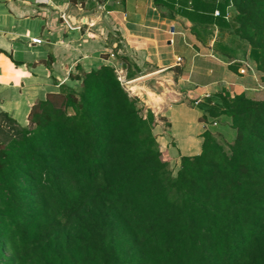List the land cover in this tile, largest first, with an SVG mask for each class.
I'll return each instance as SVG.
<instances>
[{
	"label": "trees",
	"instance_id": "1",
	"mask_svg": "<svg viewBox=\"0 0 264 264\" xmlns=\"http://www.w3.org/2000/svg\"><path fill=\"white\" fill-rule=\"evenodd\" d=\"M232 1L231 20L226 4L215 17L207 0H156L204 27L228 24L264 80V0ZM123 61L128 77L140 71ZM80 79L39 99L27 126L0 113V247L6 237L20 257L19 245L27 252L74 222V256L94 264H264V99L219 94L212 114L230 119L234 137L204 132L201 152L172 174L155 114L116 69Z\"/></svg>",
	"mask_w": 264,
	"mask_h": 264
},
{
	"label": "crops",
	"instance_id": "2",
	"mask_svg": "<svg viewBox=\"0 0 264 264\" xmlns=\"http://www.w3.org/2000/svg\"><path fill=\"white\" fill-rule=\"evenodd\" d=\"M204 26L156 0H0V113L27 126L39 99L109 65L155 114L163 153L178 166L201 152L204 132L226 129H216V119L223 116L234 137L230 119L212 114L222 110L219 94L249 95L241 61L215 47L224 32ZM123 57L140 68L135 76Z\"/></svg>",
	"mask_w": 264,
	"mask_h": 264
},
{
	"label": "rangeland",
	"instance_id": "3",
	"mask_svg": "<svg viewBox=\"0 0 264 264\" xmlns=\"http://www.w3.org/2000/svg\"><path fill=\"white\" fill-rule=\"evenodd\" d=\"M190 1V0H189ZM208 2H212L214 4L215 9L213 10L215 17H220L222 15L221 5L226 4L225 7V14L227 19H231L233 15H235V8L233 5L232 0H207ZM95 6L89 5V9L93 11ZM218 12L216 15L215 13ZM231 22V21H230ZM202 27V26H201ZM209 30L212 35L216 32L223 31L224 36L223 40L224 44L228 46L229 49L233 48L234 55L231 56L233 59H239L241 62H237L241 65V70L237 73L241 76L246 77L247 79L250 78L251 82L246 83V87H249L248 93L250 96L257 98V99H264V80L263 73L259 72L256 67V62L254 61L253 57L250 55V45L246 41H242L237 35L233 33L232 28L227 24L226 26L220 25H209ZM215 32H214V31ZM233 35V36H232ZM116 37V36H112ZM222 49H225L222 47ZM226 60V59H225ZM119 77L123 79L122 74L119 72ZM121 79V80H122ZM125 84V82L122 80ZM126 88V87H125ZM80 89V88H78ZM127 89V88H126ZM239 90H244L243 86ZM241 93V92H240ZM239 94V93H238ZM146 113V110H145ZM221 118L216 119L218 127L216 129L225 127L224 131L219 130L217 138L224 143L225 140L229 137V127L228 123ZM231 126V125H230ZM228 127V128H227ZM156 128V126H155ZM154 128V134L156 136V140L158 141L159 148L162 152V158L164 161H168L171 165L169 166V171L172 174L177 172V164L175 162L170 161L171 159L166 156V153H163L162 146L159 142L161 136L164 135L165 129L163 126L157 127L156 130ZM230 131H233L232 128ZM234 134V133H233ZM216 136V133H215ZM76 227L74 222L69 224L68 226H64L56 231H54L51 235L47 238L43 239L40 242H36L32 249H29L27 252L24 250V247L19 245V255H15L11 250V245L8 239L4 238V243L0 247V264H94L91 263L86 258L80 256V254H76L74 256V243H78L74 241ZM140 256H137V260ZM77 260L78 262H75ZM128 264H139L134 263L132 261L126 262ZM98 264H105V262L101 261Z\"/></svg>",
	"mask_w": 264,
	"mask_h": 264
},
{
	"label": "built area",
	"instance_id": "4",
	"mask_svg": "<svg viewBox=\"0 0 264 264\" xmlns=\"http://www.w3.org/2000/svg\"><path fill=\"white\" fill-rule=\"evenodd\" d=\"M215 14L217 15L218 12H216ZM33 41L36 42V43H41V42H42V40H41L40 38H34ZM180 60H181V58L179 57V58H178V61H180ZM199 101H200V100H198L197 103H198Z\"/></svg>",
	"mask_w": 264,
	"mask_h": 264
}]
</instances>
